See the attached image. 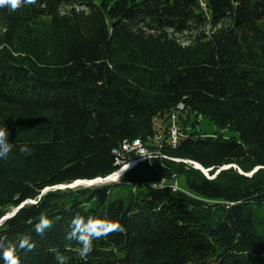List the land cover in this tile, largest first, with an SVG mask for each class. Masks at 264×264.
<instances>
[{"label": "trees", "instance_id": "obj_1", "mask_svg": "<svg viewBox=\"0 0 264 264\" xmlns=\"http://www.w3.org/2000/svg\"><path fill=\"white\" fill-rule=\"evenodd\" d=\"M193 32L186 46L175 38ZM198 118L236 136L194 131ZM0 127L13 144L0 159V242L20 264H264V0L0 7ZM136 140L152 156L116 182L53 190L109 177L114 150ZM42 214L52 226L39 235ZM77 215L125 231L82 257Z\"/></svg>", "mask_w": 264, "mask_h": 264}, {"label": "clouds", "instance_id": "obj_2", "mask_svg": "<svg viewBox=\"0 0 264 264\" xmlns=\"http://www.w3.org/2000/svg\"><path fill=\"white\" fill-rule=\"evenodd\" d=\"M36 0H0V7L10 6L12 10L20 8L23 4H34ZM10 133L6 127H0V159L7 158L13 150V144L8 140ZM21 153L29 151L27 145L19 148ZM72 232L69 234L70 239H75L82 247L79 249V254L82 257L87 256L93 249V240L107 236L114 232H124L125 229L119 221L100 219L89 216L85 219L83 216L77 215L73 218ZM52 226V221L45 215L40 216V221L36 224V232L43 235L45 229ZM35 247L34 243H30V237L24 236L19 241V248L31 251ZM2 249V259L5 264H20L17 254V245L9 242L7 246L0 242Z\"/></svg>", "mask_w": 264, "mask_h": 264}, {"label": "rangeland", "instance_id": "obj_3", "mask_svg": "<svg viewBox=\"0 0 264 264\" xmlns=\"http://www.w3.org/2000/svg\"><path fill=\"white\" fill-rule=\"evenodd\" d=\"M43 23H45V21ZM202 30L208 31V29H202ZM195 35H197L196 32H193L191 34L178 35V36H175V38L183 46H186V45H188L196 37ZM194 120H196V119H195L194 116H192L190 118L189 124L192 123ZM192 130L199 131L200 133L204 134L205 136H216L218 133H221L222 136L225 137V138H228L230 136H236V134L234 132L229 131V130H221L219 128H216L209 120L203 119V118H198L197 119V122L194 125V127L192 128ZM195 166H198V165L195 164ZM225 168H227V167H225ZM128 169H129L128 167L122 168L119 171L114 172L112 175L117 174V173H119V176L121 174L123 175L126 172V170H128ZM203 171L206 172L205 170H203ZM117 178H116V180L114 182H116L118 180ZM100 179H102V178H100ZM104 179H102V180H104ZM175 181L177 182V185H178V187L180 189H183V190L186 189L185 178L182 175L176 177L175 178ZM114 182L111 181V182H107V183L106 182L105 183H99L98 185H93V186H82L81 185V186H77V187H71L72 185H65V186L55 187V189H53V190H56V189H59V188H60V190H65L66 188H70V189H73V190H76V189H79V188H91V189H95V188H100V187L108 186V185H110V184H112ZM11 214L12 213H9L8 215H11Z\"/></svg>", "mask_w": 264, "mask_h": 264}, {"label": "built area", "instance_id": "obj_4", "mask_svg": "<svg viewBox=\"0 0 264 264\" xmlns=\"http://www.w3.org/2000/svg\"><path fill=\"white\" fill-rule=\"evenodd\" d=\"M181 108L182 106L178 107V109H181ZM177 136H178V132H176L175 123H172V126L170 128V133H169V141L172 138H177ZM114 153L116 155V164L122 166L121 168H125L127 167V165H135L137 162H140V161L148 160L152 156L151 155L152 152L148 150L147 148H145L140 142V140H136L131 143L124 142L121 145L119 150H114ZM195 167L197 168L198 166H195ZM162 183L163 181L159 185H163ZM151 186L153 188L157 187V185H154V184ZM172 187L174 190V188L176 187V184L174 183Z\"/></svg>", "mask_w": 264, "mask_h": 264}, {"label": "bare ground", "instance_id": "obj_5", "mask_svg": "<svg viewBox=\"0 0 264 264\" xmlns=\"http://www.w3.org/2000/svg\"><path fill=\"white\" fill-rule=\"evenodd\" d=\"M175 140H176V138H172V139H170V142L172 143V144H174L175 143ZM132 166H134V165H127V167L128 168H130V167H132ZM126 168V167H125ZM122 169V168H121ZM120 170V169H119ZM123 171V170H122ZM121 171V172H122ZM204 173H206V172H204ZM122 175V174H121ZM120 175V176H121ZM119 176V173H117V174H114V175H110L109 176V178H106V179H104V180H102V179H95V181H92V182H88V181H79V182H77V183H75V184H70V185H72L71 187H77V186H93V185H98L99 183H107V182H111V181H115L116 180V178L117 177H120ZM158 187L159 186H162V185H157ZM173 188V187H172ZM176 188L177 187H175L174 188V190H176Z\"/></svg>", "mask_w": 264, "mask_h": 264}, {"label": "water", "instance_id": "obj_6", "mask_svg": "<svg viewBox=\"0 0 264 264\" xmlns=\"http://www.w3.org/2000/svg\"><path fill=\"white\" fill-rule=\"evenodd\" d=\"M197 168H199V169H202L200 166H198ZM107 178H109V177H107ZM98 179H100V178H98ZM106 179V178H105ZM92 181H95V180H92ZM92 181H90V182H92ZM77 182H79V181H76V182H74V183H72V184H75V183H77ZM89 182V181H88ZM60 189V188H59ZM15 212V211H14ZM14 212L11 214V215H6L3 219H5V218H8V217H11L13 214H14Z\"/></svg>", "mask_w": 264, "mask_h": 264}]
</instances>
